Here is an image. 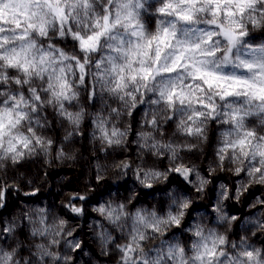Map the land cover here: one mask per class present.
I'll list each match as a JSON object with an SVG mask.
<instances>
[{
  "label": "clouds",
  "instance_id": "1",
  "mask_svg": "<svg viewBox=\"0 0 264 264\" xmlns=\"http://www.w3.org/2000/svg\"><path fill=\"white\" fill-rule=\"evenodd\" d=\"M0 264H264V0H0Z\"/></svg>",
  "mask_w": 264,
  "mask_h": 264
}]
</instances>
